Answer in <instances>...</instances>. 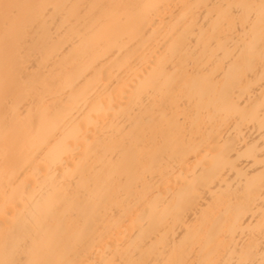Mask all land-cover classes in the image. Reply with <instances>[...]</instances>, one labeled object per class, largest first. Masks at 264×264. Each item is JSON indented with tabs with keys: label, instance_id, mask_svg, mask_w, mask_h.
<instances>
[{
	"label": "bare ground",
	"instance_id": "6f19581e",
	"mask_svg": "<svg viewBox=\"0 0 264 264\" xmlns=\"http://www.w3.org/2000/svg\"><path fill=\"white\" fill-rule=\"evenodd\" d=\"M0 264H264V0H0Z\"/></svg>",
	"mask_w": 264,
	"mask_h": 264
}]
</instances>
